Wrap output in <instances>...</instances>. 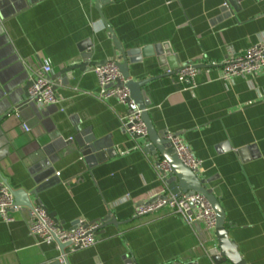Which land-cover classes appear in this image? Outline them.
I'll return each instance as SVG.
<instances>
[{
	"label": "crops",
	"instance_id": "crops-1",
	"mask_svg": "<svg viewBox=\"0 0 264 264\" xmlns=\"http://www.w3.org/2000/svg\"><path fill=\"white\" fill-rule=\"evenodd\" d=\"M95 4L0 0V102H9L0 107V179L13 189H31L36 164L48 160L59 181L39 198L63 227L102 223L109 213L126 221L100 229L93 246L67 248L68 264H213L206 246L216 244V235L202 224L189 225L165 209L135 215L138 204L164 187L152 163L160 155L147 154L146 140L122 127L127 105L99 98L96 67L75 70L67 84L64 75L53 79L56 106L19 109L34 70L49 65L54 76L81 61L85 39L96 48L92 60L113 57V41ZM102 11L124 47L168 42L180 67L198 66L195 87L166 74L155 57L132 66V75L154 77L148 108L154 126L179 134L203 160L200 177L221 190L229 237L247 264H264V70L219 78L227 57L264 42V0H108ZM43 109L49 112L47 125ZM87 131L110 137L116 154L98 163L81 155L76 138L84 139ZM11 214L12 221L0 217V264L55 263L59 246L36 244L29 209Z\"/></svg>",
	"mask_w": 264,
	"mask_h": 264
},
{
	"label": "built area",
	"instance_id": "built-area-1",
	"mask_svg": "<svg viewBox=\"0 0 264 264\" xmlns=\"http://www.w3.org/2000/svg\"><path fill=\"white\" fill-rule=\"evenodd\" d=\"M264 70V42L252 45L241 54L227 57L221 65L220 79L231 80L236 76H254ZM52 67L43 65L30 75L29 88L30 100H37L42 107H47L59 102L55 93V83L51 79ZM99 82V98L107 101L116 99L119 103L127 105V112L120 117L122 127L131 136L139 135L147 137V126L142 119V110L130 100V92L127 88L114 86L116 80L121 77L115 60L109 59L105 65L95 68ZM166 73L173 76L184 87L196 86L198 67L193 64H184L179 69H168ZM29 131V127L24 125ZM165 139L174 147L176 155L181 161L201 176L203 160L197 157L184 139L177 133L167 131ZM164 187L154 193L148 200L138 204L135 208L136 216H144L158 210L165 209L170 213L180 215L187 224H202L208 233H215L217 228L216 213L209 200L198 193L172 194L167 191L166 180L172 175V169L163 158L152 161ZM59 175V172L56 173ZM21 206L16 205L12 187L0 179V217L5 221H12L13 211H18ZM101 223H81L74 229L63 227L46 210L35 207L29 210V232L35 238L36 244L70 243L71 251L90 247L98 241V233ZM213 237V236H212ZM58 260L65 263L64 257Z\"/></svg>",
	"mask_w": 264,
	"mask_h": 264
},
{
	"label": "water",
	"instance_id": "water-1",
	"mask_svg": "<svg viewBox=\"0 0 264 264\" xmlns=\"http://www.w3.org/2000/svg\"><path fill=\"white\" fill-rule=\"evenodd\" d=\"M108 0H96L95 7L100 14V17L108 30V36L113 41V57L116 65L120 71L121 77L116 80L114 86L119 88H127L130 92V100H133L139 109L142 110V119L147 126V137L145 138L146 144L143 147L147 154L160 155V158L165 159L172 169V175L166 180V186L170 193H198L206 197L211 203L217 217V228L215 230L216 244L207 243L206 258L213 264H247L246 260L242 257L238 245L229 237L228 229L224 223V211L220 205L219 198L221 197V190L219 188H211L208 186V181L201 178L197 172H194L191 168L186 166L181 159L176 155L174 147L165 139L166 132H160L154 126L151 115L149 113V107L152 106L153 101L150 95L151 84L154 81V77L136 79L132 75V66L141 63L144 59L155 57L157 65L166 71L168 69H179L180 59L178 54L174 51L172 46L166 43H156L153 45H145L143 47H124L122 41L117 37L113 27L106 20L102 11L103 5ZM231 1V0H230ZM29 4L36 2V0H28ZM236 2V0H235ZM81 61L71 63L64 67L57 75L51 76V79L59 78L60 75H64L62 83L67 84L68 80L73 78L75 70L85 71L88 66L100 67L105 65L108 60H92L96 48L92 39H85L79 44ZM198 67L197 65H195ZM165 71V72H166ZM167 74V73H166ZM31 82L25 85L23 89L22 101L18 104L19 109L24 106H30L37 104V100L31 101L29 96V88ZM56 87H54L55 89ZM9 104L6 99L0 102V107ZM56 106V104L47 106V108ZM40 114L44 117V124L49 123V112L47 109L40 111ZM137 139L144 138L139 135L134 136ZM77 145L81 155L85 156L89 161L92 159L96 162H102L108 158L113 157L116 152L113 148V142L110 137H104L98 139L95 134L87 131V136L84 139L77 137ZM241 150L240 152H243ZM54 168L48 160H42L36 164V172L33 174V181L35 186L31 189L17 188L13 189L15 203L18 206L26 207L32 210L35 207L44 208L46 206L39 198V195L46 191L50 186L59 181L58 178H54ZM7 183V181H4ZM8 184V183H7ZM32 197L35 199L33 200ZM47 211V210H46ZM48 212V211H47ZM50 216L51 213L48 212ZM102 223L100 229L105 228L108 225H114L118 227L120 224L126 223V221H119L116 216L109 213L105 218L101 219ZM76 226L72 227L74 229ZM56 244L59 246L60 254L64 257L65 263L68 264L67 248L70 243H61L56 240ZM211 245V246H210ZM131 261H128L130 264ZM59 261H55L53 264H58ZM169 264H198L197 262L190 261L186 263L172 262Z\"/></svg>",
	"mask_w": 264,
	"mask_h": 264
}]
</instances>
